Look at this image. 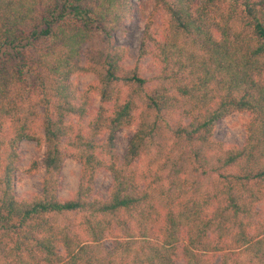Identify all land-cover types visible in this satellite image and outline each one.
Segmentation results:
<instances>
[{
	"label": "trees",
	"instance_id": "trees-1",
	"mask_svg": "<svg viewBox=\"0 0 264 264\" xmlns=\"http://www.w3.org/2000/svg\"><path fill=\"white\" fill-rule=\"evenodd\" d=\"M152 3L146 15L133 0H0V264H264V0ZM141 15L125 67L115 37ZM83 73L95 82L80 91ZM234 112L249 114L242 146L213 141ZM24 140L43 154L22 168ZM66 157L80 171L60 199ZM39 168V193L18 197L16 172Z\"/></svg>",
	"mask_w": 264,
	"mask_h": 264
},
{
	"label": "rangeland",
	"instance_id": "rangeland-1",
	"mask_svg": "<svg viewBox=\"0 0 264 264\" xmlns=\"http://www.w3.org/2000/svg\"><path fill=\"white\" fill-rule=\"evenodd\" d=\"M134 3L138 4L141 8L145 9V14L148 15L152 9V0H133ZM162 14L158 13L152 17L155 24H160L163 20ZM145 18L141 16L132 17L126 24V29L117 33L115 37V43L123 47L126 51V57L123 61V66L131 67L135 64L141 39L143 36V30L145 27ZM140 69L143 77L146 79V87L149 88L154 84V76L157 72V68L152 62L150 57L144 58L140 62ZM79 90L83 91L88 84L95 82V76L92 73H83L80 75H74L71 77ZM91 106L89 108L90 114L81 122L83 125L86 123V119L91 116L94 110L99 105V96L97 94L91 95ZM249 118V114L246 112H234L228 116L218 120L216 128L212 135V140L215 142L223 143L225 146H235L241 147L245 139V130L243 127V122ZM74 123H77L76 118H71ZM136 125L129 128H122L117 132L115 151L119 157H121L126 148L131 135L134 131ZM20 161L19 165L25 168L29 165L31 159L37 158L41 160L43 154V145L37 143L36 141L24 140L19 145ZM80 171V164L78 161L66 157L63 166L60 171L61 186L58 191V197L60 199L69 198L70 194L75 191L78 183ZM43 177L42 169L39 168L37 172L33 174H26L21 169L16 172L15 178V193L18 197H29L34 193H39L41 180ZM111 185V177L107 171H100L97 174L95 180V190L96 194L101 198H106L108 196V190ZM258 209H262L259 205ZM111 237L107 236L103 243V247L106 249L110 248L112 244ZM178 264H182V259L178 261Z\"/></svg>",
	"mask_w": 264,
	"mask_h": 264
}]
</instances>
